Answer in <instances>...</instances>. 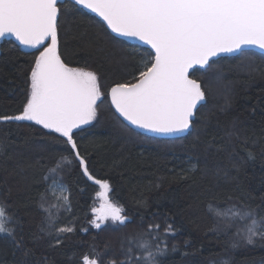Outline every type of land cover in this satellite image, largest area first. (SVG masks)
<instances>
[{
    "label": "trees",
    "instance_id": "obj_1",
    "mask_svg": "<svg viewBox=\"0 0 264 264\" xmlns=\"http://www.w3.org/2000/svg\"><path fill=\"white\" fill-rule=\"evenodd\" d=\"M61 5L62 57L70 67L96 72L104 96L94 122L74 138L90 171L109 181V197L129 222L108 219L100 229L90 223L99 186L85 178L63 137L31 122L0 121V204L13 215L15 240L23 245L17 249L13 238L0 236V264H82L85 255L119 264L122 244L126 250L129 237L147 236L149 224L161 226L152 237L166 246L157 258L161 264H264V241L246 244L236 235L241 222L209 210L250 207L264 217V57L249 51L253 55L221 58L193 71L190 77L206 93L194 129L181 139L149 138L118 119L108 92L117 83L135 82L150 52L116 39L72 3ZM35 55L10 41L0 46V116L22 112ZM61 158L73 160L55 174L68 189L70 210L52 207L50 222L41 205L55 204L46 188L49 169ZM193 164L197 170L189 174ZM167 224L174 235L165 234ZM66 225L74 231L59 234L57 244V229Z\"/></svg>",
    "mask_w": 264,
    "mask_h": 264
},
{
    "label": "snow or ice",
    "instance_id": "obj_2",
    "mask_svg": "<svg viewBox=\"0 0 264 264\" xmlns=\"http://www.w3.org/2000/svg\"><path fill=\"white\" fill-rule=\"evenodd\" d=\"M74 4L95 13L116 37L135 39L150 47L148 58L133 78L135 82L117 83L108 92L116 112L147 132L182 136L194 129L198 105L206 99L201 83L190 78L194 66L211 68L210 60L221 53L253 55L248 51L250 47L258 48L264 57V0H74ZM62 7L60 0H0V40L13 37L19 45L38 51L22 112L0 116V121L35 122L63 137L83 175L100 189L95 195L102 203L99 209H92L94 218L90 223L100 229L104 221L111 219L114 225L126 226L129 217L120 204L110 199L109 181L90 171L87 157L80 154L74 138V130L96 119L97 101L103 102L102 90L96 72L70 67L62 57ZM65 163L71 161L61 158L49 169L50 174ZM196 170L193 164L188 173ZM58 187L61 193L67 192L62 184ZM46 192H52L51 185ZM62 200L65 209L70 210L68 195L63 194ZM41 206L52 222L51 208L59 205ZM209 210L226 221L235 218L241 222L236 235L246 244L264 241V217L250 207L209 205ZM101 211L103 215L97 216ZM13 222V215L0 204V236L13 238L14 246L23 250L22 242L15 240ZM160 227L149 224L147 236L129 237L126 250L122 244L124 258L119 264H161L157 258L165 254L166 246L162 249L159 238L155 242L152 239ZM73 231L69 225L59 227L56 243L63 240L59 234ZM164 231L174 235L171 224L165 225ZM23 254L28 256L30 250ZM20 264L25 262L21 260ZM83 264H100V257L85 255ZM109 264H117V260L111 258Z\"/></svg>",
    "mask_w": 264,
    "mask_h": 264
},
{
    "label": "water",
    "instance_id": "obj_3",
    "mask_svg": "<svg viewBox=\"0 0 264 264\" xmlns=\"http://www.w3.org/2000/svg\"><path fill=\"white\" fill-rule=\"evenodd\" d=\"M65 2H69V3H72L73 5L74 4V0H60V3L63 4ZM76 6V5H75ZM78 9L82 10L83 12L87 13L88 15L96 18L100 23H102L105 28L107 29V31L110 33V35H112L113 37H115L116 39H119V40H122L130 45H134V46H137L139 48H142V49H146L147 51L151 52V49L148 45H145L143 44L142 42L140 41H137L135 39H125L123 37H116V35L114 33H111V30L107 28V25L100 19V17H98L95 13H92L90 12L89 10L87 9H83L81 8L80 6H76ZM4 41H10L12 43H14L21 52H24V53H34V52H38L36 49H32V48H26L24 46H21L19 45V43L17 41H15V39L13 37H8L7 40H0V46L2 45V43ZM248 51H251V52H254V53H257L260 55V50L256 47H250L248 49ZM229 58V57H236L232 54H228V53H221L219 54L218 56L216 57H213L211 60H210V63H212L213 61L215 60H218V59H221V58ZM207 68H200L199 65L197 66H194L193 69L190 70V76H191V73L193 71H204L206 70ZM191 78V77H190ZM108 100H109V104H110V107L112 109V111L114 112V114L118 117V119L125 125L127 126L128 128H130L131 130L135 131L136 133L140 134V135H143V136H146V137H149V138H153V139H159V140H175V139H181V138H184L188 135V133H185L183 134L182 136H170V135H158V134H155V133H151V132H147V131H144L142 129H139L137 127H135L134 125H131L128 121L124 120V118L122 116H120V114L118 112H116L115 108L111 105V99L110 97L108 96ZM206 103V99L204 101L201 102L200 105H198V108L200 106H203L204 104ZM70 147V145H69ZM71 149V147H70ZM72 151V149H71ZM73 155H74V158H75V153L72 151ZM77 161V160H76ZM78 162V161H77ZM79 163V162H78ZM87 179V177H85ZM81 263L83 264V258L81 260Z\"/></svg>",
    "mask_w": 264,
    "mask_h": 264
},
{
    "label": "rangeland",
    "instance_id": "obj_4",
    "mask_svg": "<svg viewBox=\"0 0 264 264\" xmlns=\"http://www.w3.org/2000/svg\"><path fill=\"white\" fill-rule=\"evenodd\" d=\"M147 58H148V55H146L145 60H146ZM204 71H205V70H204ZM103 98H104V96H103V94H102L101 100H102ZM99 102H100V100L97 101V104H98ZM27 122H30V121H27ZM93 122H94V120H93L92 122H90L89 124L82 125L80 129L85 128V127H88V126L91 125ZM31 123L36 124L35 122H31ZM36 125H38V124H36ZM38 126H40L41 128H43L41 125H38ZM43 129H44V128H43ZM80 129H76V130H74V131L76 132L77 130H80ZM44 130H46L47 132H51V131L48 130V129H44ZM52 133H54V132H52ZM54 134H56V133H54ZM56 135H58V134H56ZM58 136H59V135H58ZM67 160H70L71 163H70V164L65 163L63 167H65V166H67V165H71V164L73 163V160H72V159L68 158ZM75 161H76V160H75ZM71 166H72V165H71ZM68 167L70 168V166H68ZM61 171H62V169H61ZM61 173L63 174V171H62ZM55 174H56V172H55L54 174L51 175L49 181L47 182V187L50 186V185L52 186V192H51V193L47 192V196H48V198L51 199L56 205L63 206L62 195H63V194H67V195H68V189H67V187H66V185H65L64 182H61L58 178H55ZM61 184L67 189V192H66V193H61V191H60V189H59V187H58V185H61ZM99 190H100V189H99ZM47 196H45V198H44L45 200H44V201H47ZM95 199H96V201H95V208L99 209V208H100V204L102 203V201H101L99 198H97V197H96ZM42 201H43V200H42ZM63 207H64V206H63ZM42 209H43V208H42ZM43 211H44V210H43ZM97 215H98V216L103 215V212H102V211H101V212H98ZM99 222H100V221H97V223H99ZM61 236H62V235H61Z\"/></svg>",
    "mask_w": 264,
    "mask_h": 264
}]
</instances>
